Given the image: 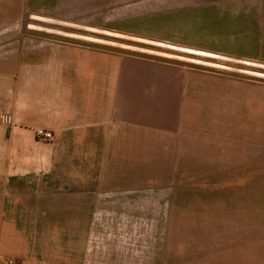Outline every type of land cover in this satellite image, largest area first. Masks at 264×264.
<instances>
[{"label":"rangeland","instance_id":"rangeland-1","mask_svg":"<svg viewBox=\"0 0 264 264\" xmlns=\"http://www.w3.org/2000/svg\"><path fill=\"white\" fill-rule=\"evenodd\" d=\"M21 21L8 33L32 31L39 51L78 45L128 57L135 88L117 86L111 98L102 92L101 114L87 122L90 137L43 139L36 132L45 129L36 128L38 149L7 155L9 178L51 179L55 201L51 213L30 217L36 205L27 202L23 217L6 219L10 233L0 264H238L239 243L255 238L240 229L241 196L254 186L242 188L239 180L243 164H254L253 150L242 161L239 152L264 147L255 138L261 126L254 112L264 103V58L128 36L100 34L103 42L96 43V32L41 14L26 12ZM115 63L93 59L105 87ZM31 76L26 82L43 87L33 91L40 95L33 102L45 111L49 86L59 79L41 70ZM50 115L39 119L51 121ZM248 201L254 210V197Z\"/></svg>","mask_w":264,"mask_h":264},{"label":"crops","instance_id":"crops-1","mask_svg":"<svg viewBox=\"0 0 264 264\" xmlns=\"http://www.w3.org/2000/svg\"><path fill=\"white\" fill-rule=\"evenodd\" d=\"M26 12L30 16L41 14L52 23L94 31L92 41L96 43L103 42L102 38H97L100 34L128 36L238 58H264V47L260 46L264 43V0H0V254L7 249V218L23 217L19 211L23 212L27 202L36 205L30 217L51 213L55 201L51 179L30 182L13 178L17 176L9 178L7 172L11 168L6 162L7 155L38 149L36 128L51 131L56 139L90 137L87 122L91 121V116L97 120L98 97L102 92L108 90L111 98L117 86L121 90L134 91L135 88V72L124 65L129 59L124 55L78 45H55L39 51L38 37L32 31L24 34L20 31ZM14 24L20 25L19 29L8 33V26ZM29 28L35 30L36 27ZM85 35L82 34L84 38ZM246 44L254 47H246ZM103 57L117 64L106 70L110 75L106 87L100 81L103 69L92 64L93 59L97 61ZM39 70L59 79L49 86L51 104L45 111L39 109V103L33 102L40 96L33 91L43 87L26 82ZM58 91H63L65 99L57 98L62 94ZM63 105L67 109L61 110ZM183 105L181 102L177 109ZM254 112L261 126L255 138L264 145L262 100L256 104ZM50 114L51 121L39 119ZM263 148L244 147L239 152L242 161L243 157H250L253 150L254 164H243L244 176L239 180L242 188L254 186L253 193L245 190V195L241 196L245 204L244 208L241 206L244 223L241 222L240 229L255 238L239 243L238 264H264ZM250 197H254V210H250ZM18 203L22 204L20 208ZM13 204L20 210H13Z\"/></svg>","mask_w":264,"mask_h":264},{"label":"built area","instance_id":"built-area-1","mask_svg":"<svg viewBox=\"0 0 264 264\" xmlns=\"http://www.w3.org/2000/svg\"><path fill=\"white\" fill-rule=\"evenodd\" d=\"M36 135L43 139L51 138L52 134L49 131L38 129ZM2 264H12V261L3 262Z\"/></svg>","mask_w":264,"mask_h":264}]
</instances>
